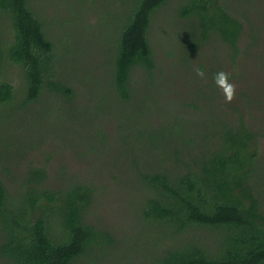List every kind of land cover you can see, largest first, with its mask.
<instances>
[{"label":"rangeland","instance_id":"374dc122","mask_svg":"<svg viewBox=\"0 0 264 264\" xmlns=\"http://www.w3.org/2000/svg\"><path fill=\"white\" fill-rule=\"evenodd\" d=\"M181 1L168 0L156 14L150 41L157 67L152 78L140 68L133 72L130 102L116 98L102 55L101 35L109 28L110 45L122 0H109V27L104 9L99 11L102 0L34 2L50 20L56 72L74 88L73 97L45 91L38 102L21 106L22 71L6 67V79L16 92L12 104H0V180L9 200H22L25 177L45 168L48 188L66 189L73 183L91 188L88 220L113 238L74 264L153 263L161 239L172 233L142 217L140 207L149 191L140 173L172 165L169 146L177 139L183 140L178 143L183 150L191 146L185 143L190 136L197 145L214 146L222 123L239 114L257 134L256 190L264 192V0H221L244 23L235 56L215 36L189 50L193 23L179 15ZM10 23L1 20L5 45L14 39ZM196 69L205 70L206 78L200 79ZM220 71L230 73L236 86L232 103L225 102L213 81ZM0 264L12 263L0 252Z\"/></svg>","mask_w":264,"mask_h":264},{"label":"trees","instance_id":"16d2710c","mask_svg":"<svg viewBox=\"0 0 264 264\" xmlns=\"http://www.w3.org/2000/svg\"><path fill=\"white\" fill-rule=\"evenodd\" d=\"M35 1L0 0L2 105L16 99L14 86L6 79V67L11 65L22 71L21 106L38 102L45 91L67 99L75 95L68 80L56 72L51 23ZM102 1L99 11L104 9L109 27V0ZM122 3L123 12L111 27L110 45L109 28L101 36L108 83L116 98L127 103L136 69L154 77L157 65L150 32L168 0ZM178 13L193 23L190 43L187 38L191 52L213 36L225 43L230 55L239 52L242 16L221 0H182ZM7 18L14 39L5 45L1 20ZM230 119L222 123L214 146L197 145L190 136L185 143L191 146L183 150L179 145L183 140L177 139L169 146L175 156L172 165L140 173L149 191L140 207L142 217L148 225L170 228L172 233L170 239H161L150 264H264V192L256 190L255 175L257 134L241 114ZM47 178L45 168L32 169L24 180L22 200L12 202L0 180V252L12 264H74L113 242L110 234L88 220L91 188L73 183L66 189H51Z\"/></svg>","mask_w":264,"mask_h":264},{"label":"clouds","instance_id":"9594fccd","mask_svg":"<svg viewBox=\"0 0 264 264\" xmlns=\"http://www.w3.org/2000/svg\"><path fill=\"white\" fill-rule=\"evenodd\" d=\"M196 74L200 79L206 78V72L203 69H196ZM215 85L221 90L226 103H232L236 96V86L230 82V73L220 71L213 77Z\"/></svg>","mask_w":264,"mask_h":264}]
</instances>
